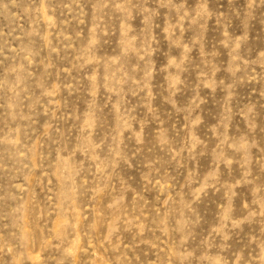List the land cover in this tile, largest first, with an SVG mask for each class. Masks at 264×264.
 <instances>
[{
  "label": "rangeland",
  "instance_id": "374dc122",
  "mask_svg": "<svg viewBox=\"0 0 264 264\" xmlns=\"http://www.w3.org/2000/svg\"><path fill=\"white\" fill-rule=\"evenodd\" d=\"M0 264H264V0H0Z\"/></svg>",
  "mask_w": 264,
  "mask_h": 264
}]
</instances>
